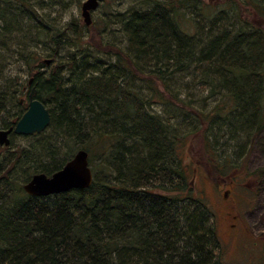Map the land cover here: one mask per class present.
<instances>
[{
  "label": "trees",
  "instance_id": "16d2710c",
  "mask_svg": "<svg viewBox=\"0 0 264 264\" xmlns=\"http://www.w3.org/2000/svg\"><path fill=\"white\" fill-rule=\"evenodd\" d=\"M193 3L154 0L120 15L115 24L126 51L118 49L119 55L91 52L85 28L72 23L52 35L43 23L31 39L59 62L51 59L45 65L32 55L34 51L15 54L18 62L22 58L36 71L32 87L50 114L46 131L54 136L25 137L32 139L28 145L10 152L12 135L10 145L0 147V264H222L214 215L194 191L191 172L177 158L182 136L174 135L166 120L146 109L165 105L163 96L151 95L152 101L145 102L133 81L154 91L149 79L168 88L172 75L183 81L192 67L199 68L200 84L212 86L211 75L215 76L218 87L232 93V106L198 120L231 128L245 138L260 130L264 0H243L257 19L253 26L238 19V26L222 20L200 34L193 28L195 17L186 14ZM31 5V0H0V31L12 23L17 33L32 20H43ZM17 19L27 21L20 27ZM172 97L185 106L179 96ZM0 99L10 102L1 92ZM14 101L10 119H1L0 129L13 128L26 111V105ZM178 108L180 116L187 114ZM52 143L62 147L53 150ZM77 149L89 155L90 188L45 198L23 192L22 185L32 175L51 176ZM92 151L102 158L99 175Z\"/></svg>",
  "mask_w": 264,
  "mask_h": 264
},
{
  "label": "rangeland",
  "instance_id": "374dc122",
  "mask_svg": "<svg viewBox=\"0 0 264 264\" xmlns=\"http://www.w3.org/2000/svg\"><path fill=\"white\" fill-rule=\"evenodd\" d=\"M84 1L31 0V7H35L36 10L38 8V13L43 17V20H40L41 23L32 20L30 26L24 29L22 24L27 20L17 19L18 21L14 20V22L22 26L21 31L16 33L11 28L12 23L5 26V28L10 27L9 29L0 31V92L4 97L10 98V102L7 103L0 99L2 113H0V123H2L1 119H10L9 114L14 107L15 98L20 100L21 104H27V93L33 84L32 82L28 86L27 82L36 74L35 69L27 68L25 60L22 61L21 57L18 62L15 54L20 56V53L27 54V51H34L32 55L41 57L40 62L42 61L43 64L45 60H50V63L51 59L55 62L60 61L58 58H49L50 50L31 41L35 37L37 27L44 23L47 28L49 27L48 35H52L55 30L64 29L67 24L82 26L85 28L84 35L91 52L101 57L115 56L119 55L118 49L121 52L126 51L119 26L115 24L119 16L151 4L154 0H105L97 10L92 12L90 26H85L81 17V5ZM176 1L178 0H167L168 3ZM193 1H195L194 8L185 12L187 16L195 17L192 21L195 24L193 28L198 34L207 31V28L220 25L222 20L225 24L235 23L237 26L240 23L237 19L249 26L257 22L249 6L243 4V0ZM3 8L8 9L6 5H3ZM208 10L214 14L208 15ZM25 15L30 17L29 14ZM188 19L191 20V18ZM71 50L69 49L68 52ZM60 54L62 58L66 56L63 52ZM125 64L129 70L134 71L129 62ZM197 69L199 68L192 67V74L183 81H179L176 75H172L168 88L154 78L149 79L155 88L154 91L146 90L144 84H139L138 80H134L133 83L142 90L141 97L145 102L152 101L149 99L151 95L152 97L155 94L163 96L162 103L165 105H150L146 106V109L166 120L174 135L182 136L179 137L177 158H180L182 164L191 172L194 191L205 199L214 215L220 246V262L222 264H264V121L260 130H253L254 132L248 133L249 136L245 138L233 132L231 128L212 127L208 120H198L201 116L210 117L211 113L218 108L228 110L232 106L230 104L232 93L229 89L218 87L219 83L213 75H211L212 86H217L216 89L211 85H201L199 74L196 73ZM172 96H179L177 100H182L185 106L178 105L173 99L175 97ZM177 107H179L178 110L182 108L190 114V118L187 114L180 116L176 112ZM245 129L249 130L248 127ZM230 130L232 133H228ZM44 131L41 139L51 140L52 135L54 136L53 131L47 130L45 133ZM31 140L22 136L12 138L13 149L10 152L27 146ZM51 147L53 150H58L62 145L52 143ZM61 152L62 150L55 152L57 159L61 156ZM92 152L90 157L95 165V172L99 175L102 158L97 151ZM89 165L92 168L91 163ZM226 190H230L229 199L236 201V212L240 215L242 225H239L242 227L239 231L237 230L239 222L225 216L223 194ZM230 224L235 225L232 230L229 227Z\"/></svg>",
  "mask_w": 264,
  "mask_h": 264
},
{
  "label": "water",
  "instance_id": "95a60500",
  "mask_svg": "<svg viewBox=\"0 0 264 264\" xmlns=\"http://www.w3.org/2000/svg\"><path fill=\"white\" fill-rule=\"evenodd\" d=\"M104 0H85L81 6V17L85 26L91 24V12L95 11ZM45 65L50 60L44 61ZM33 78L28 80L31 85ZM36 90L31 88L28 94V108L16 123L14 128L0 130V146L10 144L9 135L30 136L42 133L50 123V114L44 105L36 98ZM93 181L92 171L89 167L88 153L80 149L64 166L50 177L44 174L33 175L22 189L30 197H47L58 195L72 190H85L91 187Z\"/></svg>",
  "mask_w": 264,
  "mask_h": 264
},
{
  "label": "flooded vegetation",
  "instance_id": "af4514ba",
  "mask_svg": "<svg viewBox=\"0 0 264 264\" xmlns=\"http://www.w3.org/2000/svg\"><path fill=\"white\" fill-rule=\"evenodd\" d=\"M229 193H230V190H226L224 191V194H223V198L225 199V203H224L225 216L226 218L230 220L239 222L238 227H237V230L239 231L242 228V227H239V225H241L240 215L238 212H236V201L234 199H229L228 197ZM229 227L232 230L235 227V225L230 224Z\"/></svg>",
  "mask_w": 264,
  "mask_h": 264
}]
</instances>
